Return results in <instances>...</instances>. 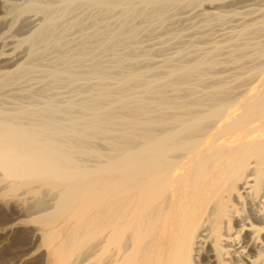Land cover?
<instances>
[{"label":"bare ground","instance_id":"6f19581e","mask_svg":"<svg viewBox=\"0 0 264 264\" xmlns=\"http://www.w3.org/2000/svg\"><path fill=\"white\" fill-rule=\"evenodd\" d=\"M175 8L233 24L152 63ZM24 202L43 264H264V0H0V207Z\"/></svg>","mask_w":264,"mask_h":264},{"label":"rangeland","instance_id":"374dc122","mask_svg":"<svg viewBox=\"0 0 264 264\" xmlns=\"http://www.w3.org/2000/svg\"><path fill=\"white\" fill-rule=\"evenodd\" d=\"M176 9V8H175ZM175 9H173L172 10V12H170V16H168V18L166 19L167 21H164V23H160V22H157L156 23V25H154V29H152V31H150V32H142L141 34H142V36L140 37L141 38V40H142V44L144 45V47L145 48H147L146 49V54H148L149 53V56L148 57H150L151 56V58H149L148 60L149 61H155L156 62V60L157 61H161V60H163V59H165V58H169L170 56H175L176 55V52L177 51H179L180 49H181V46H182V49L181 50H183V51H186V52H193L195 49H197V48H199V47H201V46H204V44H206V41H209V40H213L214 38L216 39V37L218 36V34H220L221 32L223 33V32H226L227 30H229V26H231L233 23L231 22H228V25H227V23H226V25L228 26V28H227V26L224 24V26L223 25H221V24H215L211 29H207V31L205 32L203 29L204 28H201L200 26H201V24H200V18H199V16H197L198 15V13L197 12H195L194 10L192 11V10H190V11H185V10H182V8H178V9H176V12H175ZM180 9V10H179ZM178 11H179V13H178ZM183 12V13H182ZM172 13V14H171ZM177 13V14H176ZM187 13V14H186ZM191 13V14H190ZM173 14H175V15H173ZM190 15H191V17L192 18H190ZM194 15V16H193ZM187 16H188V18H187ZM179 18V19H178ZM184 18H186V19H184ZM195 18V19H194ZM171 19V20H170ZM183 21H182V20ZM189 19V20H188ZM175 20H176V22H175ZM183 23H182V22ZM193 21H196L195 23H193ZM172 23L171 25H170V23ZM178 22H180L181 23V25H180V23H178ZM187 23V24H186ZM163 24H166V25H163ZM179 24V25H178ZM189 24V25H188ZM193 24L195 25L194 27H193ZM198 24V25H197ZM200 24V25H199ZM159 25V26H158ZM185 25V26H184ZM221 25V26H220ZM164 26V27H163ZM190 26H192V27H190ZM197 26V27H196ZM172 28V29H171ZM220 28V29H219ZM226 28V29H225ZM177 29V30H176ZM186 29H188V30H186ZM201 29H202V31H201ZM222 29V30H221ZM212 30V31H211ZM215 30V31H214ZM160 31L162 32L161 34H159L160 33ZM165 31V32H164ZM192 31V32H191ZM195 31H197V32H195ZM200 33H199V32ZM217 31V32H216ZM170 32V33H169ZM176 32V33H175ZM183 32V33H182ZM185 32V33H184ZM187 32H188V34H187ZM202 32V33H201ZM169 33V34H168ZM172 33V35H170ZM178 33V34H177ZM192 35H191V34ZM197 33V34H196ZM215 33V34H214ZM175 34V35H174ZM200 34V35H199ZM210 34V35H209ZM195 35H198V36H196L195 37ZM167 36V37H166ZM179 36H180V38H179ZM202 36V37H201ZM204 36H206L207 37V39L208 40H206V37L204 38ZM214 36H216V37H214ZM183 37V38H182ZM166 38V39H165ZM178 38H179V40H178ZM199 38V39H198ZM212 38V39H211ZM177 39V40H176ZM194 39H195V41H194ZM147 40V41H146ZM165 40V42H163ZM168 40V41H167ZM172 40H174V41H172ZM183 40V41H182ZM191 40H193V42L191 41ZM198 40V41H197ZM203 40V41H202ZM177 41H179L178 43H177ZM158 42V43H157ZM161 42V43H160ZM190 42V43H189ZM199 42V43H198ZM201 42H203V43H201ZM180 43H182V44H180ZM187 43H188V45H187ZM196 43L198 44V45H196ZM151 44V45H150ZM155 44V45H154ZM194 44V45H193ZM166 47H165V46ZM191 45H193V46H195V47H193V46H191ZM207 45V44H206ZM160 46V47H159ZM187 46V47H186ZM156 47V48H155ZM159 47V48H158ZM162 47V48H161ZM170 47V48H169ZM191 47V48H190ZM192 47H193V49H192ZM163 48H165V49H163ZM184 48V49H183ZM160 49H161V51H160ZM163 49V50H162ZM175 49V50H174ZM178 49V50H177ZM186 49H188V50H186ZM152 50V51H151ZM149 51H151V52H149ZM173 51V52H172ZM143 52V53H142ZM140 53H142V55L140 54ZM155 53V57H154V54ZM158 53H159V55H158ZM169 53V54H168ZM174 53V54H173ZM139 54L141 55V56H143V54H144V51H139ZM151 54V55H150ZM161 54H164V55H161ZM145 55V54H144ZM106 58H107V55L105 54L104 55ZM153 57V58H152ZM163 57H165V58H163ZM156 58V59H155ZM158 58L160 59V60H158ZM48 59V58H47ZM155 59V60H154ZM152 62V63H153ZM126 69H128V68H126ZM42 81H45V79L43 80V79H41L40 80V84L41 83H43ZM63 82H67L66 83V85H65V83H64V85L65 86H68V88L69 87H71L70 85H69V81L68 80H65V81H63ZM46 83H47V81H46ZM63 85V86H64ZM63 87V88H55L54 89V91H56L55 92V94L57 95H54V91L53 92H51V93H53V95L54 96H56V97H60L61 95L63 96V95H66V94H68V93H64L65 92V90L67 91V87ZM67 88V89H66ZM59 89V90H58ZM64 91V92H63ZM60 93V95H59V93ZM48 95H50V93H48ZM59 95V96H58ZM99 145V144H98ZM87 159H90V158H87ZM27 203H23V204H21V206L20 207H17V208H12L11 209V207H8V206H1L0 207V211H2V212H0V264H1V262H2V264H8V262H9V264L11 263V264H14V262H15V264H41L42 263V260L40 259V258H42L41 256H43L42 254L43 253H45V251H46V247L44 246V245H40V244H42V243H39L40 242V235H38V239H36L35 237H34V232H38V233H40V230L38 229V226H37V224L35 223H31L30 221L32 220V218H33V216H35V215H32L31 213H29V207H28V209H26L27 208ZM6 207H7V209H6ZM1 208H3V209H1ZM5 208V209H4ZM21 208V209H20ZM17 209H20V210H18V211H16ZM10 210H12V211H10ZM26 210V211H25ZM5 211H7V212H5ZM22 211H23V215H22ZM20 212V213H19ZM28 213V215H26V213ZM1 213H3V214H1ZM9 213V214H8ZM11 213H13V215L11 214ZM25 213V214H24ZM2 215V216H1ZM14 217V218H13ZM7 218V219H6ZM17 218V219H16ZM31 218V219H30ZM5 219V220H4ZM25 219V220H24ZM27 219H29V220H27ZM16 222H18V223H16ZM27 223H29V225L27 224ZM31 223V224H30ZM21 224V225H20ZM24 224V225H23ZM15 226L16 225V227L11 231L10 229H9V227H11V226ZM6 226V227H5ZM31 226V227H30ZM20 227V228H19ZM35 227L37 228V230L35 229ZM8 228V229H7ZM17 228V229H16ZM29 230H28V229ZM31 228H33V230L31 229ZM25 229V230H24ZM9 232H8V231ZM14 230H18V231H14ZM5 232V233H4ZM25 232V233H24ZM28 232V233H27ZM2 233V234H1ZM8 233V234H7ZM12 233H13V235H12ZM23 233V234H22ZM5 234H7V237H6V235ZM27 234V235H26ZM5 235V236H4ZM23 235H25V236H27V237H25V236H23ZM19 236V237H18ZM4 237H6V238H4ZM18 237V238H17ZM22 239H21V238ZM3 238V239H2ZM31 238V239H30ZM3 240V241H2ZM33 240H37V241H39V242H36V241H33ZM2 241V242H1ZM12 244V245H11ZM1 245H2V247H1ZM19 245V246H18ZM24 245V246H23ZM37 245H39V247L37 246ZM5 246V247H4ZM42 248H41V247ZM16 247H18V248H16ZM9 248V249H8ZM40 248V249H39ZM45 251H44V250ZM6 250V251H5ZM43 250V251H42ZM10 252V253H9ZM42 252V253H41ZM23 254V255H22ZM38 254H41V255H38ZM19 255V256H18ZM33 255H34V258H32L33 257ZM21 256V257H20ZM29 257H31V258H29ZM5 258V259H4ZM27 258H29V259H27ZM36 258V259H35ZM31 259H35L34 261L33 260H31ZM39 259V260H38ZM28 260L30 261V262H28ZM37 260V261H36ZM7 261V262H6ZM18 261V262H17ZM33 261V262H32ZM40 261V262H39ZM22 262V263H21ZM43 264V263H42Z\"/></svg>","mask_w":264,"mask_h":264}]
</instances>
